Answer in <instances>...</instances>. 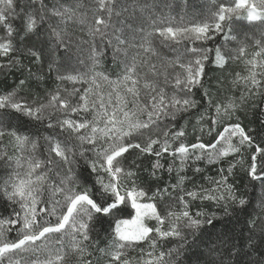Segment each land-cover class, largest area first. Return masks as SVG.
I'll return each mask as SVG.
<instances>
[{
    "label": "snow or ice",
    "instance_id": "6c2138e0",
    "mask_svg": "<svg viewBox=\"0 0 264 264\" xmlns=\"http://www.w3.org/2000/svg\"><path fill=\"white\" fill-rule=\"evenodd\" d=\"M93 4L89 18L82 0H0V74L24 69L43 81L30 67L39 64L57 81L87 85H58L38 104L19 96L25 79L0 93V140L11 137L19 152L0 153V264H264V118L255 128L239 122L249 107L264 117V33L250 53L231 35L233 20L264 23V0H210L195 23L185 14L178 22L156 14L155 0ZM73 24L89 37L86 71H67L78 56ZM218 36L223 43L204 46ZM157 42L187 43L168 59ZM211 52L219 69L230 60L245 68L229 74L232 94L215 103L204 85ZM109 56L114 79L103 66ZM201 108L192 129L199 134L186 143L187 114ZM21 118L32 128L15 126ZM178 118L185 125L173 131ZM205 135L212 142H203ZM40 139L43 156L36 154ZM144 157H155L150 168L142 169ZM199 162L218 166L216 176L188 187L189 168L205 171ZM237 170L247 183L236 179ZM141 171L152 181L166 171L169 182L153 186ZM99 230L110 236L105 248L93 239Z\"/></svg>",
    "mask_w": 264,
    "mask_h": 264
},
{
    "label": "trees",
    "instance_id": "16d2710c",
    "mask_svg": "<svg viewBox=\"0 0 264 264\" xmlns=\"http://www.w3.org/2000/svg\"><path fill=\"white\" fill-rule=\"evenodd\" d=\"M226 0H221V2H225ZM71 3V0H69ZM124 3L130 5L134 3V0H123ZM141 2H144V0H141ZM147 3H153V0H146ZM82 3L84 7L81 9V11H86L88 13L89 18L92 16L91 9L95 7L93 4V0H82ZM155 13L158 15H164V16H171L175 18V21L180 20V16L182 14H185L188 18H190L191 23H195L199 19L202 18L203 13L207 11V8L211 6L210 0H155ZM166 5H170V7H167ZM127 15V14H125ZM137 16H139V12L136 13ZM155 16H153V19ZM132 22V21H129ZM232 24L234 26V31L231 33V35H235L237 37V40L243 41L245 44L248 45V52H252L254 50H258L255 48V40L260 39L262 33H264V28L260 29V31L253 32L249 30L246 25H244L243 20H233ZM83 29V30H82ZM69 33L71 35V45L74 52L78 53L79 55L81 52L77 49V44H80L83 51L90 50V46L87 43H84V41H88L89 37L87 35V30L83 26H79L77 24L70 25L69 27ZM99 39H97L96 44L99 46ZM187 42H185L186 44ZM216 43H223V39L221 36H218L216 38V41H209L205 47L214 48ZM185 44L181 45H175L171 44L169 47H164L159 44V42L156 43V47L159 49V52L162 56L167 57L168 59H173L177 52L172 51L171 49H178L183 50L185 47ZM191 46V45H187ZM197 47L201 46L199 44L196 45ZM228 46L230 49H234L237 47L236 41H229ZM82 51V52H83ZM82 57V56H81ZM88 57H82L84 63L87 61ZM103 59V58H102ZM154 60L156 58H153ZM77 55H74L72 58V61L70 62V66L67 68V71L71 72L73 68L80 69L84 68V63H79ZM214 60V52L209 53V61L205 64V72L206 76L204 78V85L205 88H207L210 92V94L213 97V103L222 100L226 95H231L230 92L231 85L227 82L231 80L230 73L234 74L236 72H240L242 74L245 73L244 65L240 61H229L228 65L225 69H219L215 67L211 61ZM24 64L28 65L29 60L24 59ZM103 66L108 71L109 74H111L112 78H115L114 72L115 69L112 65L111 58L109 56L108 59L103 60ZM31 70L33 73H36L37 75H42L44 77L43 81H38L35 79V77H29L28 72L24 69H13L11 72L7 74H0V93H4L7 91H10L13 89L14 86H16L20 79H25L26 84L22 86V88L19 90V96L25 100H27L29 103H32L35 101L37 104L40 103L43 100L47 99V94L50 91H55L57 86L59 85L61 89L66 88L67 86H70L71 82L68 81H57L55 78V73H48L47 66H43V69L41 71V65L39 64H31L30 65ZM179 70V69H177ZM202 91L201 89H196V95L195 99L201 100L202 105H207V100L202 98ZM63 94V93H62ZM236 95H239V89L235 92ZM201 109L194 110L192 113L187 114V126H186V132L187 135L184 138L186 143L191 144L195 141V136L199 133H193V126L196 125V112L201 111ZM241 119L240 123L247 127H258L259 120L262 117L260 109L256 108L253 109L251 107L248 108L246 112L239 113ZM232 122H237L233 120ZM34 122L26 121L25 118H21L20 121L14 122L15 126L19 127L20 129H31L32 124ZM205 123L210 122L206 121ZM185 125V119L178 118L176 121V128H173L172 130H177L180 126ZM34 130V129H33ZM222 130V129H221ZM42 133L51 134V130H47L44 128H41ZM213 136H215V133H213ZM203 142L210 143L212 142V137L205 135L203 137ZM40 146L36 150V154L43 156L44 150L43 145L44 141L43 139H40L39 141ZM7 152L8 155H19V152L15 151L14 149V141L11 137L5 136L2 140H0V153ZM144 163L142 164L143 168H150L151 164L150 161L154 160L155 157H144ZM170 157H166L164 160L165 165H167L168 161L170 160ZM139 162V161H138ZM3 161H0V165H2ZM177 163H179L177 161ZM221 164L223 166H227L226 161H222ZM199 167L205 168V171L200 174L193 175V172L191 168L187 170V175L191 178L189 181H186V185L188 187L192 186V183L197 184H206V181L204 180V176H216V167L218 166H207L205 167L203 162H199ZM5 173V168L0 167V177H3ZM141 177L143 180L148 181L149 183L153 184V186H160L163 187L166 183L169 182V175L165 171L161 174V179L159 181H152L147 172L141 171ZM236 179L240 183H247V178L244 173L239 172L237 170V177ZM172 183H175V173H173L171 181ZM259 194V188L257 187L255 190L252 191L251 195L253 197L258 196ZM0 211H3V206L0 205ZM106 227V226H105ZM100 234L99 236L96 235V233H93V239L98 240V247L99 248H105L110 243V236L103 230H99ZM146 247V245H144ZM100 254L99 252L95 253V256L98 257ZM130 257L138 256V253L135 251H130L128 253ZM99 264H104V260L101 259L99 261Z\"/></svg>",
    "mask_w": 264,
    "mask_h": 264
},
{
    "label": "rangeland",
    "instance_id": "374dc122",
    "mask_svg": "<svg viewBox=\"0 0 264 264\" xmlns=\"http://www.w3.org/2000/svg\"><path fill=\"white\" fill-rule=\"evenodd\" d=\"M225 2H227V0L225 1ZM241 20H243V22H244V25H246V27L249 29V30H251V31H253V32H258V31H260V29H263L264 28V23H262V22H260V21H256V22H249V21H247L246 19H241ZM79 26H81V25H79ZM84 27V26H83ZM80 54H83V55H79V56H77V57H79L78 59V61H79V63H81L82 64V62L81 61H83V59H82V57H88L87 58V61H85V63H84V61H83V63L85 64V65H90L91 64V61H90V59H89V50H85V51H83V52H81ZM82 56V57H81ZM78 70H80V71H86V67H84V68H80V69H78ZM83 88V87H87V85H82V84H76V85H73L72 83L70 84V86H67V89L69 90V91H71L73 88ZM104 90L106 91L107 90V85L105 84L104 85Z\"/></svg>",
    "mask_w": 264,
    "mask_h": 264
}]
</instances>
